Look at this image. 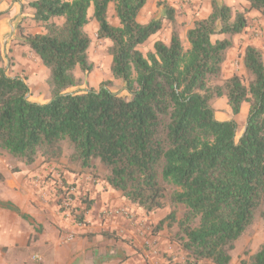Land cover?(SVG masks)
Segmentation results:
<instances>
[{
  "label": "trees",
  "instance_id": "obj_1",
  "mask_svg": "<svg viewBox=\"0 0 264 264\" xmlns=\"http://www.w3.org/2000/svg\"><path fill=\"white\" fill-rule=\"evenodd\" d=\"M148 0H32L34 23L42 33L21 30L23 45L48 70L44 104L29 101L23 79L0 69V155L26 166L58 161L64 146L69 160L99 164L106 187L150 213L182 207L158 223L184 254L181 264H230L235 243L257 218L264 222V62L248 45L241 55L247 83L237 75L221 80L233 39L244 33L246 13L264 15V0H244V11L211 0V12L186 30L182 43L175 11L162 4L164 17L137 21ZM118 21L113 25L108 7ZM90 10L92 15H89ZM97 23V40L109 43L110 73L129 97L109 90L66 91L91 73L92 40L85 28ZM170 25L169 42L139 47ZM223 36L221 39L212 38ZM2 58L0 56V62ZM222 81L221 84L219 82ZM225 98L232 116L248 105L247 127L238 141L234 120L217 121L212 103ZM17 171V170H14ZM87 208L89 205L87 204ZM17 212V210H14ZM73 212V210H71ZM20 218L29 217L17 212ZM78 223L83 214H74ZM111 238L112 234L101 233ZM239 264H264V243Z\"/></svg>",
  "mask_w": 264,
  "mask_h": 264
},
{
  "label": "crops",
  "instance_id": "obj_2",
  "mask_svg": "<svg viewBox=\"0 0 264 264\" xmlns=\"http://www.w3.org/2000/svg\"><path fill=\"white\" fill-rule=\"evenodd\" d=\"M30 1L32 0H0V39L7 26L12 29L20 25L26 28V33L31 34L43 32L41 27H33L36 24L32 20L33 10L28 7ZM176 1L178 0L172 1L169 5L175 11V20L178 24L183 21L182 19L188 23L196 16L199 17L198 19H204L211 12V0H192L190 7L182 5V8L174 5ZM149 2L150 0L137 17V21L141 24L165 16L164 13L157 12L150 18L145 17V9L149 6ZM200 6L202 9L196 14ZM113 8V4H110L107 15L109 18L114 17L113 20L110 19V22L117 25L118 21ZM154 11H158L155 5ZM182 11L186 12V15H180ZM89 15H92L91 10ZM164 22L167 21L164 20ZM89 26L94 29L95 33L97 32L98 26L93 19L89 21L85 30ZM191 27L192 25H189L186 30ZM180 36L182 39L183 35L180 34ZM169 37L170 25L167 39L163 42L168 43ZM20 41L22 42V39ZM23 47L31 53L29 47L26 45ZM255 47L258 48V46ZM17 55L13 58L15 71L8 73L5 67L3 72L9 77L23 79L29 90L30 102L36 104L49 102L50 95L45 86H40L39 83L35 85L34 81L30 82L29 78H26L29 70L23 67L25 60ZM0 56L4 60L1 52ZM228 58L229 56L223 67L222 78L232 76L229 74L232 70L228 64ZM18 65L21 67H17ZM211 107L217 121H236L241 110L246 112V115L248 113V106L244 103L238 115L232 116L226 99L223 102L221 98L215 100ZM69 155L70 151H63L58 161L43 163L39 159L30 166L18 162L17 171H12L9 163L0 158V250L1 247L15 248L16 242L22 240L27 250L38 251L41 264L182 263L184 254L171 238L176 227L168 228L166 223L162 228L157 227L158 223L165 219L172 210L176 211L180 206L166 205L162 209L145 213L126 201L120 192L104 185L101 177L103 170L99 164L83 167L78 162L70 161ZM96 175H99V178ZM60 183L71 184L75 188V200L71 208L73 212H64L58 208L57 192H59ZM14 210L29 217L30 224L27 225L30 229L25 230L22 238H17L20 227L9 222V219L19 217ZM105 211L107 214H104ZM120 211H126L129 216L135 218L137 224L122 216ZM79 213L83 214L84 223L82 225H78L74 219V214ZM181 215L182 213L176 211V219H180ZM102 232L110 233L112 237H104ZM67 233L73 234L74 239L66 240L65 234ZM256 235L257 232L250 235V242ZM152 244L155 254L147 257L148 246ZM257 250L258 248L255 251L250 249V255ZM239 262L240 260L232 256L230 264H239ZM15 263L17 262L0 260V264Z\"/></svg>",
  "mask_w": 264,
  "mask_h": 264
},
{
  "label": "rangeland",
  "instance_id": "obj_3",
  "mask_svg": "<svg viewBox=\"0 0 264 264\" xmlns=\"http://www.w3.org/2000/svg\"><path fill=\"white\" fill-rule=\"evenodd\" d=\"M172 1L175 0H150L149 6L145 9V17H152L155 15V13H164L162 4H170ZM192 0H178L174 2V5L177 7H181L182 5H187L190 7L192 5ZM219 3H226L228 4L233 11H244L248 4L244 0H217ZM154 5L158 9V11H154ZM182 8V7H181ZM201 6L199 7V10L196 11V14L200 11ZM183 12V11H182ZM192 14V13H190ZM180 15H186V12H183ZM194 15V14H193ZM196 16V15H194ZM161 18V17H160ZM199 17L196 16L194 19L189 20L187 23L182 19L183 21H180L179 23V33L183 35L182 37V43L185 47H187V42L185 39V32L189 25H193V22L197 20ZM113 20L114 17H110L109 20ZM159 19V18H158ZM246 19L247 24L246 28L243 34L236 36L233 39L234 45L231 50H229L227 57L228 58V64L229 67H231L232 71H229V74L231 75H237L243 79L245 83H247V78L244 74L242 65H241V55L244 51V48L248 45L251 46H258V49L262 53L263 62H264V15L260 14L259 12L251 11L246 13ZM188 25V26H187ZM34 28H39L38 26H33ZM169 29V23L164 22V25L162 26V29L160 30L159 34L157 36L150 37L142 46L139 47V50L145 54L148 51L152 50V45L154 41L156 40H162L165 41L167 39V33ZM21 30L25 32L26 28L19 26H15L14 28L6 27L3 31V37L0 39V52L4 55V60L0 62V69L7 68L6 70L8 73L14 72V61L13 58L15 55L19 56L21 59L25 60L24 66L25 68H28V72L26 73V78L30 80V82L35 83L37 85L46 86L49 72L48 70L38 61L36 57L31 55V53L28 51L27 48L23 47V45L20 44V33ZM37 31V29H36ZM87 34L90 35L89 37L92 40V44L88 51V57L90 63L93 65V69L90 74L87 76H82L79 72L76 73V76L80 78L79 84L75 87H72L66 91V93H75V92H82L87 90H98L100 86L104 82H111V85L109 87V90L113 93H116L118 95H121L123 97H129L127 91L125 90V87L123 85V82L120 80H114L110 73V64H111V58L107 52V48L109 43L104 40H97L96 33L92 27H88L86 30ZM223 36H215L212 39H221ZM17 42V43H16ZM19 42V43H18ZM20 44V45H19ZM18 49V51H16ZM17 52V53H16ZM15 54V55H14ZM17 67H21L18 65ZM25 72V71H22ZM226 78H221V80H224ZM222 81L219 82L221 84ZM39 86V87H40ZM37 92V90H36ZM27 98L29 99V94H27ZM223 102L225 101V98H221ZM248 106V105H247ZM235 121V120H234ZM247 122V115L246 112L241 110V113L236 117V125H237V133L235 140L238 141L241 137L245 124ZM64 151H69L66 146H64ZM0 158L2 160H5L9 163L12 171L17 170V163L14 158L9 157L7 155H0ZM103 170V169H102ZM104 172V171H103ZM103 175V173H102ZM99 178V175H96ZM172 191L171 187H168L167 189V205H169V196ZM182 207H177L176 211L178 213H183ZM9 222L12 224H16L18 227H20V233H18L17 238H22L25 234V230L28 229V223L29 221H24L23 219H20L19 217L11 218L9 219ZM27 222V223H26ZM30 229V228H29ZM257 232L256 237L253 238V240L250 242V235H254ZM66 236L68 235L65 234ZM74 236V235H73ZM21 240V239H20ZM264 243V222L261 221L259 218L256 219L254 224L250 226L246 231L243 233V235L238 239V241L235 243L234 249L231 252V256H233L234 259L240 260V258L247 259V256H244V252H248L250 255V249L252 251H255L257 248L260 247V245ZM33 243L30 241V245ZM37 255L40 256L37 250H27L23 244L22 240L17 241L15 248L9 249L8 247H1L0 250V260L5 261H15L17 263L15 264H41L39 261H33L32 256Z\"/></svg>",
  "mask_w": 264,
  "mask_h": 264
},
{
  "label": "built area",
  "instance_id": "obj_4",
  "mask_svg": "<svg viewBox=\"0 0 264 264\" xmlns=\"http://www.w3.org/2000/svg\"><path fill=\"white\" fill-rule=\"evenodd\" d=\"M57 196H58V208L64 212H70L73 202L75 200V188L71 185H63L62 183L59 184V192H57ZM122 216L130 219L132 222H134L135 224H137L136 220H134L135 218H132V216H129L128 213L126 211H120L119 212ZM104 214H107V212L105 211ZM78 223V222H77ZM78 225H82V223H78ZM74 239L73 234H68L66 236V240L71 241ZM154 245L152 244L148 246V252H147V257H149L150 255H154L155 254V250L153 249ZM32 260L33 261H39L40 258L37 255L32 256Z\"/></svg>",
  "mask_w": 264,
  "mask_h": 264
},
{
  "label": "water",
  "instance_id": "obj_5",
  "mask_svg": "<svg viewBox=\"0 0 264 264\" xmlns=\"http://www.w3.org/2000/svg\"><path fill=\"white\" fill-rule=\"evenodd\" d=\"M246 127H247V122H246V124H245L244 131L246 130Z\"/></svg>",
  "mask_w": 264,
  "mask_h": 264
}]
</instances>
